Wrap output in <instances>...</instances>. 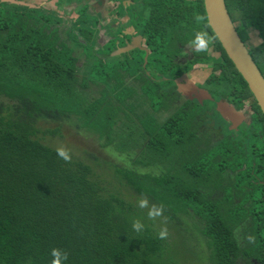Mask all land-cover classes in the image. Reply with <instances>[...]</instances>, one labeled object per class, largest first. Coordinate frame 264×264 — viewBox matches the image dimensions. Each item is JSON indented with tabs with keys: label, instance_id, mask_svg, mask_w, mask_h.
I'll use <instances>...</instances> for the list:
<instances>
[{
	"label": "trees",
	"instance_id": "1",
	"mask_svg": "<svg viewBox=\"0 0 264 264\" xmlns=\"http://www.w3.org/2000/svg\"><path fill=\"white\" fill-rule=\"evenodd\" d=\"M225 1L244 43L249 28L258 33L261 42L249 53L264 76V0ZM146 9L153 18L147 24L153 26L151 35L163 40L152 41L150 59L165 71L173 64L170 52L177 49L172 46L177 39L191 40L197 31H207L224 61L206 53L200 61L219 64L222 70L216 69L210 79L234 95L230 98L236 107L243 104L235 95L249 100L253 122L239 131L227 130L206 149L195 146L198 120L184 113L196 112L203 120L210 107L189 103L188 109H175L162 123L152 115L135 116V123L124 105L134 90L117 72L126 62H118L112 71L90 54L103 68L92 65L88 73H79L76 48L81 37L87 50L94 46L92 27L84 28L81 20L67 26L44 9L0 0V264H50L53 248L69 253L66 264H161L171 249V239H158L147 209L138 208L114 181L96 171L98 156L71 152L72 161L66 163L56 148L44 143L47 136L65 139L60 126L73 119L77 129L98 134L105 148L135 152L134 165L161 167L159 175L103 163L113 170L119 186L163 204L168 221L181 222L180 215L194 219L208 239L209 264H234L238 254L255 255V248L238 244L234 231L242 215L247 218L242 228L255 231L251 168L255 159V175L264 178V116L209 26L203 0H148ZM195 15L205 22H196ZM99 79L103 89L94 98L92 86L99 87ZM127 120L133 124L126 125ZM46 121L60 126L41 131L39 124ZM196 157H208L211 166ZM262 190L264 186L255 183V192ZM260 211L264 221V206ZM135 219L145 224L139 234L132 229Z\"/></svg>",
	"mask_w": 264,
	"mask_h": 264
},
{
	"label": "flooded vegetation",
	"instance_id": "2",
	"mask_svg": "<svg viewBox=\"0 0 264 264\" xmlns=\"http://www.w3.org/2000/svg\"><path fill=\"white\" fill-rule=\"evenodd\" d=\"M32 1H34V5L36 7H40V9H45L48 5H54L55 8L53 10H48V13L56 16L61 20L60 22L66 24L67 26H71L72 23L74 24L75 22L81 20L84 24V28L89 26L92 27V32L96 38L94 46L87 50L84 45L86 43L85 38L81 37V46L77 48L81 49V53L84 57H86L85 52H87L89 56L92 54L94 57L101 59L104 62H107L110 58L115 60L117 59L116 65H119L117 63L120 61L126 62V66L118 68L117 72L118 74L120 73L119 78L124 79L125 86L134 90L138 99L140 98L142 100L141 91L144 80L150 82L153 81V83L157 84L166 82L167 89L162 88V92L160 94L162 95V98L164 97L165 100H167V111L162 110L159 114L153 111L156 113L155 117L157 120V115H169V113H172L175 109H179L181 107L188 109L189 103H192V105L193 103H199L205 108L210 107L211 110L207 109L205 112V119L202 120L201 117H198L197 135L200 137L199 148L206 149V147H211L212 143L223 138L227 130L231 132L239 131L246 125V123L250 125L253 122L251 102H247L250 106L251 114L250 116H246L245 111L243 110L244 105L242 108L236 107L237 105H234V101L228 98L223 97L222 99H217L212 96V101L206 99V95L201 92V89L208 91L211 95L212 93L208 88L203 87L202 84H204L206 80L210 79L214 72H212V74L209 75L203 82H197L191 75L193 69L203 67L205 69L212 68L214 71L215 69L222 70V68H220L219 64L214 62L200 61V59H203L205 56L202 53H193L190 50L187 45L190 40L185 39L180 41L177 39V42L172 44V46H177V49L174 52H170L172 53L171 59H173V64L169 65L167 69L164 68L166 69L165 71L163 68H160L159 65H156L154 59H150V57L153 56V48L150 46L152 41L161 43L163 40L161 39L162 37H153L150 33L153 26L147 24H151L149 21L153 18L149 17L147 20L144 19L147 10L146 2L148 0ZM198 2H200V0H191V2L185 0V4H196ZM100 10L102 11L100 12ZM72 12H75L77 15H69ZM247 31L248 35L251 34V32H256L250 28ZM213 42L214 41H212L209 51L205 55L220 59L221 62H223L224 60H222L221 52L215 50L212 45ZM247 48L249 51L252 50L248 46ZM192 64H194L193 69H189V66ZM186 75L188 76V79L185 78ZM117 76L118 75L114 74L113 79ZM139 76H141V78H139ZM113 79L112 86L115 84ZM189 80L200 89L199 92L193 93L191 91L192 87L195 86H192ZM99 82V86H102L100 79ZM113 95L114 94H112V96ZM197 96L201 99L202 103L195 98ZM129 99L133 100V95H131ZM129 99L127 100L129 101ZM219 102H228L233 105L236 113L239 112L241 114V118L237 115L231 117L222 115L217 107ZM216 133H219L218 137L215 136ZM209 141L210 144H208ZM238 162L242 163L243 167L245 166L244 162ZM227 171L231 172L232 170L227 169ZM255 178L257 179L256 181ZM251 181L253 183L251 197L256 235L255 231L251 232L249 229L242 228L243 224H238L234 233L240 246L243 248H255V255L241 256V254H238L235 257L234 264H264V233L262 229L264 228V221L259 214L261 213V207L264 206V190L257 191L258 195L255 199V183L264 186V178L259 179L255 175V159L252 161ZM255 200L257 203L256 208Z\"/></svg>",
	"mask_w": 264,
	"mask_h": 264
},
{
	"label": "rangeland",
	"instance_id": "3",
	"mask_svg": "<svg viewBox=\"0 0 264 264\" xmlns=\"http://www.w3.org/2000/svg\"><path fill=\"white\" fill-rule=\"evenodd\" d=\"M28 3L34 4L35 2L32 0H23ZM37 2H43L45 0H36ZM191 2V0H188ZM37 9H40V7H36ZM55 8L54 5H48L44 10L48 12V10H53ZM50 14V13H49ZM72 16H76L77 14L75 12H72ZM150 11L148 12L146 10L145 13V20L149 18ZM105 17V16H104ZM65 26L62 27V30H64ZM83 30V29H82ZM84 32V30H83ZM103 33V31H102ZM95 42V41H94ZM261 40L259 39L257 32H251L249 34V40L246 42L247 46L252 49L256 48L260 44ZM211 53V50H210ZM76 55L79 57V63L78 67L80 68V75L84 73L89 72V68L92 65H100L99 68L103 66L109 67L110 70L114 71L116 66V60L115 59H109L106 63L104 62V65L102 66L99 62L98 64L94 60L92 56H89L87 52H85L86 57L82 55L81 49H76ZM101 61V60H98ZM103 62V61H101ZM106 63V64H105ZM193 65L189 66V69H193ZM212 72H218L216 69L213 71V69H205L203 67L195 68L192 71V78L196 80L197 82H203L208 78L209 75L212 74ZM115 73V72H114ZM113 73V74H114ZM168 73V71H167ZM152 82V83H151ZM145 81L142 85V100L139 98L137 94L134 92L133 100L129 99L124 101V105L131 111L128 112L130 117L132 118V121H135V116H141V118H146L147 115L156 116V113H161V111H167V100L165 98H161V90L162 88L167 89L166 82L163 83H153V81ZM203 87H206L210 90V92H219V96H224L232 101H234L230 96L228 90L224 85H221V82H217L214 79H208L205 81L204 84H202ZM103 89L102 86L93 85L92 86V96L94 98H97L100 96L99 91ZM239 89L241 87L239 86ZM242 90V89H241ZM167 91V90H166ZM221 93H225L222 95ZM244 95V93H243ZM235 97L240 100L244 105L243 110L245 111L246 116H250V106L247 104L248 101L242 100L239 95H235ZM243 97V96H242ZM251 98L247 97L246 99ZM242 100V101H241ZM1 101L5 102L7 105H11V102L8 99H5L1 97ZM246 103V104H245ZM238 105L237 102H234V105ZM235 105V106H236ZM151 106V107H150ZM198 105H194V108H196ZM252 106V103H251ZM255 106V105H254ZM255 109V107H254ZM155 111L156 113H154ZM171 113L169 115L167 114H160L157 115L158 122L162 123L164 122L168 117H170ZM184 116L191 119V117H194V120L197 121V115L196 112H193L191 116H186L184 113ZM182 120V119H181ZM177 121V120H175ZM138 122V120L135 121V123ZM126 125L133 124L129 120L125 122ZM249 124L246 123L245 126H248ZM60 126L57 122H40L39 128L41 131H44L45 129H53ZM61 132L64 135L65 139L60 140L59 138L49 137L47 136L44 140V143L57 148L60 146L66 147L70 150L72 153H76L79 155H88V154H94L99 157V166L96 168V171L103 176V178L107 180L114 181L116 186L120 188L121 192L126 196V198L136 204L137 200L139 199V196L136 193H132L130 191L129 187L119 186L114 178V172L109 167H105L104 162H107L108 164H113L119 167H125L128 169H134L140 173H152V174H161L162 169L160 166H149V167H142V166H136L134 165V162L136 160V156L134 155L135 152L130 153H120L115 151L113 148L108 147L105 148L104 141H102L98 134L91 132L86 129H77L75 119L66 121L62 126ZM180 130V129H179ZM216 137L219 136V133L215 134ZM199 144V140L195 139V146L197 147ZM198 161H201L200 163H206V166H211V163L209 161L208 157H200L195 158ZM208 171V168L206 169ZM211 181V180H210ZM222 191L220 190L219 193ZM219 193L216 194L220 195ZM225 195L228 196L229 194L225 191ZM257 191L255 192V196H257ZM242 222H246L247 218L243 216ZM181 222L179 221H168L167 228L169 232V236L166 239L169 241L171 239L172 246L171 249H167V252L165 254V259L161 260V264H209V250H208V239L203 238L202 234H200L197 224L194 219H192L189 216L180 215ZM241 222V223H242ZM240 223V224H241ZM156 225V231L159 232L160 228L162 227L160 221H155ZM207 242V243H206Z\"/></svg>",
	"mask_w": 264,
	"mask_h": 264
},
{
	"label": "water",
	"instance_id": "4",
	"mask_svg": "<svg viewBox=\"0 0 264 264\" xmlns=\"http://www.w3.org/2000/svg\"><path fill=\"white\" fill-rule=\"evenodd\" d=\"M20 6H29L36 8L34 4L27 3L19 0H1ZM205 10L208 18L209 26L221 43L224 51L229 59L233 62V66L246 83L249 91L251 92L257 106L264 116V76L259 71L257 65L253 61L246 44L241 40L238 35L233 21L230 17L225 0H204ZM188 79V76L186 77ZM190 81V80H189ZM191 83V81H190ZM178 84V82H177ZM191 91L193 93L199 92V88L191 83ZM201 92L206 95V99L212 101L213 97L208 91L201 89ZM201 102V99L195 97ZM194 98V99H195ZM202 103V102H201ZM218 110L225 116H241L233 108V105L228 102H219L217 104ZM241 118V117H240Z\"/></svg>",
	"mask_w": 264,
	"mask_h": 264
},
{
	"label": "clouds",
	"instance_id": "5",
	"mask_svg": "<svg viewBox=\"0 0 264 264\" xmlns=\"http://www.w3.org/2000/svg\"><path fill=\"white\" fill-rule=\"evenodd\" d=\"M202 19L201 16L195 15L194 20L199 22ZM213 38L207 31H197L194 38L188 42V46L193 53H207ZM57 156L66 163H71L72 155L69 149L60 146L55 149ZM137 207L140 209H147V218L153 222L160 221L162 227L157 233L158 239L164 240L169 236L167 223L168 217L165 216V206L163 204H157L150 202L147 195H141L137 200ZM145 228V224L140 219H135L132 222V229L136 233H141ZM50 255L52 257L50 264H66L69 260V253L66 250L60 248L51 249Z\"/></svg>",
	"mask_w": 264,
	"mask_h": 264
},
{
	"label": "crops",
	"instance_id": "6",
	"mask_svg": "<svg viewBox=\"0 0 264 264\" xmlns=\"http://www.w3.org/2000/svg\"><path fill=\"white\" fill-rule=\"evenodd\" d=\"M102 10H100V12H101Z\"/></svg>",
	"mask_w": 264,
	"mask_h": 264
}]
</instances>
